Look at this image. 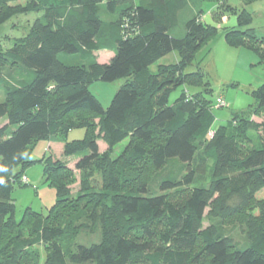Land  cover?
<instances>
[{"label":"trees","instance_id":"obj_1","mask_svg":"<svg viewBox=\"0 0 264 264\" xmlns=\"http://www.w3.org/2000/svg\"><path fill=\"white\" fill-rule=\"evenodd\" d=\"M227 1H212L215 20L236 14ZM16 2L0 0V27L21 14L43 15L12 48L0 46V121L7 119L0 125V264H40L42 247L44 264H264V212L253 215L264 190V146L246 147L253 124L242 117L264 115V86L254 111L213 132L218 99L214 104L202 72L186 74L195 54L221 31L230 45L264 62V38L243 30L252 14L245 9L237 28L219 30L194 9L184 36L176 37L172 30L192 0ZM104 50L114 57L101 64L96 54ZM174 52L177 64L150 71ZM120 79L126 84L105 109L90 85ZM182 85L201 91L184 92L169 105ZM76 129L86 137L68 141ZM43 140L64 143V157L32 160ZM99 140L107 144L104 153ZM68 158L76 160L75 169ZM199 158L210 169L208 187L196 186ZM36 164L57 201L46 215L28 208L17 221L12 194L16 185L32 184L26 171ZM238 224L252 243L247 249L228 236ZM82 233L98 241L77 244Z\"/></svg>","mask_w":264,"mask_h":264},{"label":"rangeland","instance_id":"obj_2","mask_svg":"<svg viewBox=\"0 0 264 264\" xmlns=\"http://www.w3.org/2000/svg\"><path fill=\"white\" fill-rule=\"evenodd\" d=\"M213 0H192L190 7L179 14L178 22L172 33L176 37H183L185 33V25L188 20L196 12L201 9L205 12V23L208 25L217 26L219 30L237 28L238 17L243 10H248L252 14L251 22L243 30H253L254 36L258 39L264 38V0H255L249 5L244 3V0H228V5L236 9V14L232 11L226 13L222 21H217L213 18L211 13L215 8ZM215 1V0H214ZM33 0H18L13 3V6L26 7ZM203 2V3H202ZM123 3V2H122ZM126 3V2H125ZM43 13H29L21 14L13 18L10 22L0 27V46L4 50L13 47L16 41H20L30 31L33 23L37 18L41 17ZM114 54L111 50L100 51L96 54L98 63H108L109 57ZM68 58V57H67ZM73 60L74 58H69ZM179 61L178 52L171 53L167 57L161 59L153 66L150 71L154 74L157 73L158 68L163 65L177 64ZM4 73H13L12 70H4ZM202 72L204 75V83L208 84V88L213 91L211 99L216 104V100L222 98L226 101L227 107H219L213 110L215 118L214 125L211 131H216L220 127L226 126L228 122L241 113L254 111L258 107L257 93L264 86V62L255 53L239 47H233L227 39L225 32H219L214 37L210 38L203 47L195 54L193 65L186 70V74L195 72ZM126 79H120L112 83H105L102 81L94 82L90 85V91L101 102L102 106L107 109L115 94L126 84ZM200 89L191 88L187 85H182L173 90L169 96V105H173L184 92L196 93ZM4 101L3 91L0 89V102ZM222 108V109H221ZM243 118L250 120L253 125L247 129V148H259L264 146V115L253 116L251 113L242 115ZM7 123L4 118L0 121L3 126ZM12 129H14L12 127ZM86 137L84 129L72 130L66 137L68 141L83 140ZM61 138V137H60ZM62 139V138H61ZM212 138L207 137L208 141ZM50 140L40 141L33 153L31 154L32 160H41L44 158L49 150L52 148L56 157H64V143L58 142L51 144ZM128 141L119 144L114 150V157L119 156L126 148ZM101 153L107 150V144L103 140H99ZM51 150V149H50ZM68 164L71 169H75L76 160L68 158ZM200 158L196 161L197 168V181L196 186L208 187L210 182L209 168H204L205 162ZM213 161L208 162V166H212ZM27 176L30 178L32 184L27 187L16 185L12 194L13 215L17 221H20L25 211L30 208L35 212L47 214L56 201V192L54 189L43 184V167L36 164L26 171ZM77 179L80 180L81 173L76 172ZM97 177V178H96ZM95 178L99 180V176ZM95 185L96 180H93ZM98 185V184H97ZM75 188L77 186H74ZM73 187V188H74ZM99 188V186H97ZM194 187V186H193ZM264 205V190L257 195L256 207L254 208V217L263 215ZM209 209L206 211V216ZM237 223H240L237 221ZM208 220L205 221L204 227H208ZM228 236H230L241 249H247L251 246V241L245 226L239 224L233 228H228ZM98 241V236H88L81 234L77 238V244L90 245ZM41 256L40 264H44L46 251L45 248L37 249Z\"/></svg>","mask_w":264,"mask_h":264},{"label":"built area","instance_id":"obj_3","mask_svg":"<svg viewBox=\"0 0 264 264\" xmlns=\"http://www.w3.org/2000/svg\"><path fill=\"white\" fill-rule=\"evenodd\" d=\"M217 103H218L219 107H224L226 105L224 99H222V98H219L217 100ZM213 136H214V133H210L208 135V137H210V138H213ZM24 183H28V180L26 178H24Z\"/></svg>","mask_w":264,"mask_h":264},{"label":"crops","instance_id":"obj_4","mask_svg":"<svg viewBox=\"0 0 264 264\" xmlns=\"http://www.w3.org/2000/svg\"><path fill=\"white\" fill-rule=\"evenodd\" d=\"M225 20V19H224ZM114 57V54H111V56L109 57L110 59H109V61L112 59ZM109 61H107L108 63H109ZM104 64H106V63H104ZM50 141H52V143L51 144H57L58 145V141H54V140H50ZM51 149V150H50ZM49 153H53V150H52V148L49 146V150H48V152H47V154H46V156L49 154ZM54 154V153H53ZM55 155V154H54ZM28 179L30 180V178L28 177ZM30 182H31V180H30ZM32 183V182H31Z\"/></svg>","mask_w":264,"mask_h":264}]
</instances>
